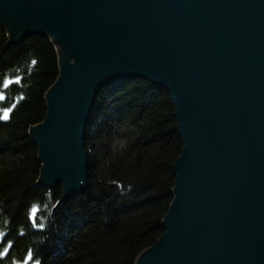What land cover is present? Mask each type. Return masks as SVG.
<instances>
[{
    "label": "water",
    "instance_id": "water-1",
    "mask_svg": "<svg viewBox=\"0 0 264 264\" xmlns=\"http://www.w3.org/2000/svg\"><path fill=\"white\" fill-rule=\"evenodd\" d=\"M0 26L59 51L31 131L40 185L84 192L99 92L147 81L170 94L183 150L165 233L136 264H264V0H0Z\"/></svg>",
    "mask_w": 264,
    "mask_h": 264
},
{
    "label": "trees",
    "instance_id": "trees-1",
    "mask_svg": "<svg viewBox=\"0 0 264 264\" xmlns=\"http://www.w3.org/2000/svg\"><path fill=\"white\" fill-rule=\"evenodd\" d=\"M60 76L48 37L15 43L0 26V264H136L165 233L183 150L170 94L144 80L102 89L86 130L87 187L62 201L40 185L31 131L47 116ZM19 80L5 87L8 81ZM15 107H12V106ZM12 108L3 119V109ZM33 214L36 217L33 222Z\"/></svg>",
    "mask_w": 264,
    "mask_h": 264
},
{
    "label": "snow or ice",
    "instance_id": "snow-or-ice-1",
    "mask_svg": "<svg viewBox=\"0 0 264 264\" xmlns=\"http://www.w3.org/2000/svg\"><path fill=\"white\" fill-rule=\"evenodd\" d=\"M14 82L15 83H19L20 81L19 80H16V81H8L7 84L5 85V87L11 86V84L14 83ZM6 99H7L6 94L3 91H0V102L5 101ZM12 107H15V106L13 105ZM11 111H12V108H5V109H3V119L7 120L9 118V114L11 113ZM32 219H33V222L35 223L36 217H35L34 214L32 216ZM8 247H10V245L4 247L3 249H0V258H3L5 256H7ZM32 259H33L32 255L29 254L28 257H27V259H26L25 264H27V262H30ZM36 264H39V261H37Z\"/></svg>",
    "mask_w": 264,
    "mask_h": 264
}]
</instances>
